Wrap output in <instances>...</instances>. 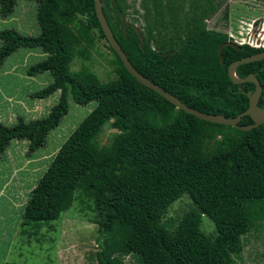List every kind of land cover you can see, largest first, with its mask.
<instances>
[{
	"label": "trees",
	"instance_id": "trees-1",
	"mask_svg": "<svg viewBox=\"0 0 264 264\" xmlns=\"http://www.w3.org/2000/svg\"><path fill=\"white\" fill-rule=\"evenodd\" d=\"M17 1L0 0L1 18L12 15ZM35 1L39 35L0 31V67L21 48L40 49L45 59L27 73L49 72L52 82L32 97L46 99L58 91L60 96L41 119L18 118L9 127L0 122V154L12 140L27 141L29 153L42 147L68 113V98L78 105L96 102V107L59 147L31 190L22 226L56 221L75 199L84 205L89 200L99 231L110 237L96 255L97 264H121L117 253L135 254L141 264H234L243 252V238L264 220V124L242 131L176 109L125 69L105 39L93 0ZM150 1L153 14H161L162 0ZM201 2L198 22L181 29L185 32L177 44L168 47L158 43L151 25L138 31L125 24L119 0H101L115 39L141 75L190 108L235 118L248 108L247 94L255 86L234 84L227 68L264 50L228 45L221 63L219 48L230 41L225 33L207 29L205 21L216 7L207 11L206 2L192 1L196 8ZM102 41L113 56V80L102 83L86 67L70 71L76 57L90 60ZM235 73L240 79L256 77L262 88L257 105L263 108L264 59L240 65ZM111 121L117 133L97 147L98 135ZM252 123L244 116L238 125ZM183 196L192 207L170 230L176 222L164 227L161 220ZM202 216L213 222L214 237L201 231Z\"/></svg>",
	"mask_w": 264,
	"mask_h": 264
},
{
	"label": "rangeland",
	"instance_id": "rangeland-1",
	"mask_svg": "<svg viewBox=\"0 0 264 264\" xmlns=\"http://www.w3.org/2000/svg\"><path fill=\"white\" fill-rule=\"evenodd\" d=\"M192 1L162 0L164 8L155 16L150 0H119L125 10V24L133 25L138 31L151 25L158 43L168 47L177 44L178 35L185 32L181 29L192 28L198 22L203 3L196 8ZM203 1L208 5L207 11L209 7H216L215 13L205 21L207 29L234 35L232 41L239 42L245 36L242 26L264 20V0ZM147 7L149 11H146ZM36 14L35 0H18L12 15L5 19L0 16V31L14 29L24 36H37L40 30ZM106 46L104 41L99 42L90 60L76 57L69 65L70 71L86 67L102 83L113 80L116 77L113 56ZM45 57L40 49L21 48L6 58L0 67V122L3 125L12 126L18 118L25 121L41 119L58 102L59 91L46 99L32 97L52 82L49 72L36 76L27 73L31 66ZM68 105V113L48 134L42 147L29 153L27 141L12 140L0 154V264H97V253L105 240H110L99 231L98 216L89 200L84 205L75 199L58 220L38 223L37 228L31 225L24 228L21 224V215L31 190L49 167L59 147L96 107V102L78 105L68 98ZM111 123H107L98 135L97 147L108 144L117 133ZM191 207L190 199L183 196L168 208L162 224L169 227L171 222H176L169 227L173 230ZM200 229L209 237L216 235L213 222L205 216L201 218ZM243 245V252L234 258V264H264V220L243 238ZM114 257L121 264L142 263L135 254L117 253Z\"/></svg>",
	"mask_w": 264,
	"mask_h": 264
},
{
	"label": "water",
	"instance_id": "water-1",
	"mask_svg": "<svg viewBox=\"0 0 264 264\" xmlns=\"http://www.w3.org/2000/svg\"><path fill=\"white\" fill-rule=\"evenodd\" d=\"M94 2V9H95V14L97 17V20L102 28V31L104 33L105 39L108 43V45L112 48V50L117 54V56L120 58L121 62L123 63L125 69L129 72L130 75H132L139 83H141L143 86L149 88L150 90L158 93L161 97H163L166 101H168L170 104H172L176 109L182 110L190 115H193L201 120H204L209 123L213 124H219V125H226V126H231V127H237L238 129L242 131H248L253 128H256L262 124H264V107L260 108L258 107V101L261 96V85L259 81L254 77L253 75H248L245 78H238L236 76V69L238 66L247 64V63H253V62H258L264 59V51L241 58L239 60H236L232 62L228 68H227V74L229 79L234 83V84H242V83H253L255 86L254 92L251 93L249 92L248 98H249V104L248 108L242 112L241 114L237 115L235 118H226L225 116L222 115H210V114H205L202 112H199L193 108H190L183 103H181L176 97L173 95L169 94L165 90H163L161 87L158 85L154 84L151 82L149 79L141 75L129 62L126 54L124 51L121 49L120 45L118 44L117 40L115 39L102 10V3L101 0H93ZM232 46L235 49H238V46L232 44V43H225L222 44L219 48V57H220V62L223 63L222 60V50L225 46ZM244 116H249L252 120L251 125L247 126H240L238 123Z\"/></svg>",
	"mask_w": 264,
	"mask_h": 264
},
{
	"label": "clouds",
	"instance_id": "clouds-1",
	"mask_svg": "<svg viewBox=\"0 0 264 264\" xmlns=\"http://www.w3.org/2000/svg\"><path fill=\"white\" fill-rule=\"evenodd\" d=\"M262 26L264 28V20H262L261 22H258V23H257V21H252L251 24L242 26L241 31L244 32V34H245V36H242V38H247V37L250 38L251 37L253 40H256L259 42L264 41V30L263 31L261 30ZM227 36H228L229 41H230L229 43H232V44L238 46V48L240 47L234 41H232V38L230 36H234V35H227ZM242 46H248V45H242ZM249 48H251V47H249ZM252 49H254V48H252ZM259 49L264 50V48H259ZM259 49H257V50H259Z\"/></svg>",
	"mask_w": 264,
	"mask_h": 264
},
{
	"label": "built area",
	"instance_id": "built-area-1",
	"mask_svg": "<svg viewBox=\"0 0 264 264\" xmlns=\"http://www.w3.org/2000/svg\"><path fill=\"white\" fill-rule=\"evenodd\" d=\"M261 30L263 31L264 28L263 26L261 27ZM232 39L234 38L233 36H230ZM237 45L242 46V45H248L251 48L254 49H259V48H264V41L259 42L256 40H253L252 38H242L241 41L237 42L233 40Z\"/></svg>",
	"mask_w": 264,
	"mask_h": 264
},
{
	"label": "flooded vegetation",
	"instance_id": "flooded-vegetation-1",
	"mask_svg": "<svg viewBox=\"0 0 264 264\" xmlns=\"http://www.w3.org/2000/svg\"><path fill=\"white\" fill-rule=\"evenodd\" d=\"M214 31V30H213ZM218 32V31H217ZM260 53V52H259ZM257 54V53H256Z\"/></svg>",
	"mask_w": 264,
	"mask_h": 264
}]
</instances>
